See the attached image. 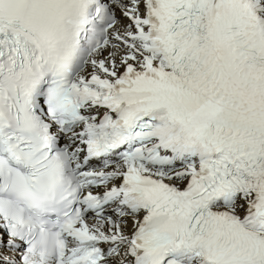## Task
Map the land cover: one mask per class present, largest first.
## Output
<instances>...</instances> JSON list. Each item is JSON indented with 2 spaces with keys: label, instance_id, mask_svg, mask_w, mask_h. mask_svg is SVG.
Instances as JSON below:
<instances>
[{
  "label": "snow or ice",
  "instance_id": "6c2138e0",
  "mask_svg": "<svg viewBox=\"0 0 264 264\" xmlns=\"http://www.w3.org/2000/svg\"><path fill=\"white\" fill-rule=\"evenodd\" d=\"M0 264H264V0H0Z\"/></svg>",
  "mask_w": 264,
  "mask_h": 264
}]
</instances>
